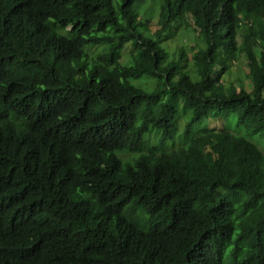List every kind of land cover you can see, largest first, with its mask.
<instances>
[{"label": "trees", "instance_id": "16d2710c", "mask_svg": "<svg viewBox=\"0 0 264 264\" xmlns=\"http://www.w3.org/2000/svg\"><path fill=\"white\" fill-rule=\"evenodd\" d=\"M180 26L195 43L168 57ZM207 117L225 128L192 136ZM253 135L264 0H0V264H264Z\"/></svg>", "mask_w": 264, "mask_h": 264}, {"label": "rangeland", "instance_id": "374dc122", "mask_svg": "<svg viewBox=\"0 0 264 264\" xmlns=\"http://www.w3.org/2000/svg\"><path fill=\"white\" fill-rule=\"evenodd\" d=\"M150 2V1H149ZM157 3V2H156ZM153 4H146L143 7L144 12L146 7H149V9H152V14L147 12L150 17H151V21L148 25L150 32H156L157 30V26H156V12H155V7H157V5ZM192 31H186V29L181 28V26L176 30L173 31L169 28L166 29H162L158 32V35H160V38L158 39L159 44L167 49L168 51V57L172 56L173 58H176L177 54H178V48H180L181 46L184 47H189L192 46L195 43V39L192 38ZM196 36V34H195ZM187 49V48H186ZM188 50V49H187ZM188 55H189V59L190 61L193 60V53L188 51ZM130 56V46H125V48L122 51V56H121V62L125 63L127 61V59ZM226 62V59L223 58L222 55H216V64L213 66L214 70L218 69V66H224ZM247 71V66H246V61L241 58L239 63H232L230 66H228L227 68H225L222 71V76L219 77L222 79H224L225 77L229 78L230 80H234L236 76H241L243 77L244 73ZM238 72H240L238 74ZM147 81V88L150 89L153 86V83L150 80H146ZM223 81V80H222ZM224 82V81H223ZM245 88L246 89H250L251 86L248 82L245 81ZM179 115L178 118L176 120L177 122V132L175 133L176 135L174 136L173 140H170L167 142V145H171L172 142H174V144H178L183 140V127L186 124V122L189 120V115L188 112L183 108V106L180 104L179 105ZM219 129V128H225V124L224 121L221 117H207V118H203L202 120H200L197 124H195L190 132V134L192 136H197L200 135V133H202L205 129ZM232 129H234V127L231 126ZM148 135H146L147 137ZM250 139L252 141H255L256 143H260V145H262V147L264 148V143H261V140L259 138L258 135H253L250 136ZM209 139H205L202 144L204 145V148H207L208 144H209ZM154 143V142H153ZM166 145V147H167Z\"/></svg>", "mask_w": 264, "mask_h": 264}]
</instances>
